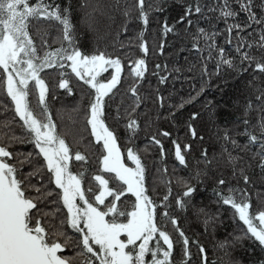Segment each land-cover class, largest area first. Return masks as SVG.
<instances>
[{"label": "snow or ice", "instance_id": "obj_1", "mask_svg": "<svg viewBox=\"0 0 264 264\" xmlns=\"http://www.w3.org/2000/svg\"><path fill=\"white\" fill-rule=\"evenodd\" d=\"M77 6L73 23L65 0H0V264H209L193 223L232 228L213 264H264V0H184L152 44L174 0ZM166 47L202 61L179 101L181 69L149 71Z\"/></svg>", "mask_w": 264, "mask_h": 264}, {"label": "trees", "instance_id": "obj_2", "mask_svg": "<svg viewBox=\"0 0 264 264\" xmlns=\"http://www.w3.org/2000/svg\"><path fill=\"white\" fill-rule=\"evenodd\" d=\"M65 2H70L73 5V13H72V17H73V23H77V17H79L81 15V10L80 8L77 6V0H65ZM175 4H176V10L175 11H169L167 12L164 16H157V19L155 21H153V23L151 24V31L149 35V43L152 44V41L154 39L157 38V28L159 26V23H162V20L164 18H171L173 16L176 15V12L179 11V7L182 5V3L184 2V0H174ZM169 3H173V0H169ZM174 22L170 20V23ZM207 27V26H206ZM220 32L224 33V25L221 23L218 25ZM139 31V28L136 25H133L132 27H130L129 32L126 34V36L124 37L125 41L127 42L128 40H132L133 43H135V36L137 34V32ZM160 39L162 40V36L160 37ZM218 42L221 45H224V35L221 34L220 36H218ZM81 41L82 42H91L89 37H86L84 35V33H81ZM173 43L172 41H169V45ZM185 43H188V41L186 40ZM154 46V45H153ZM205 55H207V53H204ZM187 57V59H186ZM155 63H160L162 66L164 64L168 65V69L169 71H171L173 68L175 67H179L181 69L180 73H175L174 75H179L181 77V79H177L173 82V79L170 77L169 78V83L166 86L167 91L165 92V96L168 95L169 92L172 93L173 99L179 101L181 98H186L189 94H194L193 93V87H198L199 86V68L197 67L194 71L189 72L188 68L192 67L193 64L199 65L202 63V61L199 59L198 56H196L194 53H189V52H181V53H174V54H170V48L166 47L165 49V54L163 56H150L149 58V71L151 72L154 69V64ZM209 67L211 68V64H209ZM161 71H163V68L161 69ZM151 81H152V85L153 87L156 86V78L155 77H150ZM161 87H165V86H161ZM217 99H219V97H217ZM60 103H67V101H61L59 103L56 104V108L59 109L60 108ZM187 111H185L184 116L181 117V119H187L188 116V112L196 110V111H200L203 116L204 119L202 121L197 122L196 127L197 130L200 131L202 125L207 124V120H208V113L206 112V110L201 106V105H197L195 109L192 108L191 104H188L186 106ZM73 113H71V111H68L65 113L64 115V120L63 123L67 126H71L72 125V119H73ZM160 124L162 125L163 128H168L169 125L166 121H164L163 119L160 121ZM211 126L208 125L207 128V132H211ZM181 138L183 139V135H181ZM206 140H207V135H206ZM198 146V145H197ZM169 148H171L170 145H168ZM171 159V158H170ZM169 169H171V163H169ZM258 169H257V173H258ZM177 175H181L180 172H177ZM173 179H175V177H173ZM256 185H257V189L259 190V186L261 183V180L259 179L258 175L253 177ZM255 194L256 191L253 192V196L255 198ZM210 195V192L206 194ZM201 199H205V197H202ZM230 213H225L224 214V223L225 225H229L231 224V220L229 219L230 217ZM186 227L188 225H185ZM191 231L196 233V235L199 237V239L201 240V243H203L208 251V261L209 264H213L214 261L219 259V254L214 250V244L217 242L218 239H223L229 232L232 231L231 227H227L225 228H221L219 232L216 233L215 236L212 235H201L200 232L202 231V229L198 230V226L193 223L191 226ZM195 248H193V252H195ZM237 259L241 262V264H251V261L255 258L254 255L251 253V251H244L243 249H238L235 253Z\"/></svg>", "mask_w": 264, "mask_h": 264}]
</instances>
